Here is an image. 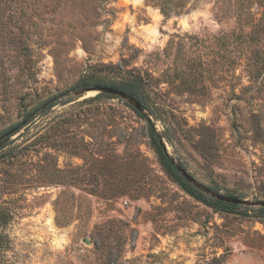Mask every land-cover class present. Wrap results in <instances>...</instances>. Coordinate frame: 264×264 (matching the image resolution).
Returning a JSON list of instances; mask_svg holds the SVG:
<instances>
[{"label":"rangeland","instance_id":"1","mask_svg":"<svg viewBox=\"0 0 264 264\" xmlns=\"http://www.w3.org/2000/svg\"><path fill=\"white\" fill-rule=\"evenodd\" d=\"M136 77L172 156L264 200V0H0V264H264L261 207L194 198L127 101L74 92Z\"/></svg>","mask_w":264,"mask_h":264},{"label":"trees","instance_id":"2","mask_svg":"<svg viewBox=\"0 0 264 264\" xmlns=\"http://www.w3.org/2000/svg\"><path fill=\"white\" fill-rule=\"evenodd\" d=\"M102 84V83H100ZM104 84V83H103ZM109 86H112L114 88H118L121 89L129 94H131L132 96H135L136 98L138 97V99L143 102L146 106V109H150L149 105L146 103V92L143 88V86L145 85V81L142 78H133L130 80H124L121 82H108L105 83ZM104 84V85H105ZM92 85V82L90 80L87 79H82L80 82H78L74 88L78 89L80 87H86ZM101 96H107V97H117V96H112V95H108V94H104V93H99L96 95V97H101ZM118 98V97H117ZM54 99H51L50 101H48L47 104L48 107H51L54 105ZM132 108H134L132 106ZM134 110L139 114V116L145 118L148 123L151 135L154 139V142L157 146L158 152H159V156L161 157L163 163L165 164L167 170L169 171V173L175 178V180L189 193L191 194L194 198L203 201L204 203L207 204H212V205H216L219 209L230 212L231 210H233L234 208L239 207V205L237 204H231L222 200H218L215 199L213 197H211L210 195L206 194L203 192V190L201 191L200 189L196 188L192 183H190L177 169L176 167L172 164V162L170 161V158H168V155L166 154V152L164 151L162 145L159 142V139L157 137V132L156 129L153 125V123L151 122L150 118H148L147 116H145L144 114H142L140 111H138L137 109L134 108ZM34 116L33 112H29L28 114H26V118L25 121L13 126V132L16 133L18 132L22 127H24L26 124H28L31 120L32 117ZM231 195V194H230ZM234 196V195H232ZM259 211L261 212V215H264V207H261L259 209Z\"/></svg>","mask_w":264,"mask_h":264},{"label":"water","instance_id":"3","mask_svg":"<svg viewBox=\"0 0 264 264\" xmlns=\"http://www.w3.org/2000/svg\"><path fill=\"white\" fill-rule=\"evenodd\" d=\"M76 94H83L85 92H97L99 93H104L112 96H117L120 99H123L127 101L131 106H133L135 109L140 111L142 114L147 116V109L146 106L143 102H141L138 97L136 98L135 96H132L131 94L118 89L114 88L109 85H94V86H86L81 88L80 90L74 91ZM12 131L7 132L5 135L0 137V147L3 142L6 141L5 136L10 135ZM157 137L159 139L160 144L162 145L164 151L168 155V158H170V161L172 164L176 167V169L190 182L192 183L196 188L200 189L201 191L203 190L204 193L210 195L211 197L222 200L231 204H237V205H245V206H259V207H264V200H247L243 199L240 197L232 196V195H227L220 193L218 191H215L213 188L210 186L206 185L205 183L199 181L193 174H191L188 169L180 163L174 156L171 155V153L168 151V146L164 138L161 136V134L157 133ZM5 138V139H3Z\"/></svg>","mask_w":264,"mask_h":264}]
</instances>
